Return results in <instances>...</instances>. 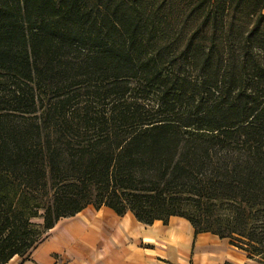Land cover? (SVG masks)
Listing matches in <instances>:
<instances>
[{
	"label": "trees",
	"instance_id": "trees-1",
	"mask_svg": "<svg viewBox=\"0 0 264 264\" xmlns=\"http://www.w3.org/2000/svg\"><path fill=\"white\" fill-rule=\"evenodd\" d=\"M90 206L264 259V0H0V264Z\"/></svg>",
	"mask_w": 264,
	"mask_h": 264
},
{
	"label": "crops",
	"instance_id": "crops-1",
	"mask_svg": "<svg viewBox=\"0 0 264 264\" xmlns=\"http://www.w3.org/2000/svg\"><path fill=\"white\" fill-rule=\"evenodd\" d=\"M226 240L212 233L196 235L181 217L145 225L131 212L119 216L111 208L90 206L60 220L29 254L8 264H215L216 259L247 264L249 258L230 249ZM231 251L243 261L217 256Z\"/></svg>",
	"mask_w": 264,
	"mask_h": 264
},
{
	"label": "rangeland",
	"instance_id": "rangeland-1",
	"mask_svg": "<svg viewBox=\"0 0 264 264\" xmlns=\"http://www.w3.org/2000/svg\"><path fill=\"white\" fill-rule=\"evenodd\" d=\"M197 205L190 203V204H187L186 207H189L188 209L191 210L190 212L193 215H195L198 219H200V216L202 215V212L199 211V207ZM91 207H93V206H91ZM223 214H224L223 211H219L217 209H214L213 212L206 213V215L204 214L201 217V219L205 223V226H209L211 228V230H219L220 228H223V226H224L223 225L224 221L222 220V218L224 216ZM34 222L42 223V219L34 220ZM226 243L230 247V249H233L237 253H242L244 256L248 257V254L246 252H244L243 250H241V249L237 248L236 246L232 245L230 239H227ZM189 245H190V243H189ZM216 254H217V252H216ZM217 256H221V260L224 257H228V258H230L231 260H233L234 262H237V263H241L243 261L242 257H240L238 254H236V253H234L232 251L231 252H227V253H223L222 252L220 254H217ZM219 260L216 259L215 264H219ZM195 262H196V259H195ZM190 264H193V260L191 261ZM247 264H264V259L259 258V257H255V258L249 259Z\"/></svg>",
	"mask_w": 264,
	"mask_h": 264
},
{
	"label": "bare ground",
	"instance_id": "bare-ground-1",
	"mask_svg": "<svg viewBox=\"0 0 264 264\" xmlns=\"http://www.w3.org/2000/svg\"><path fill=\"white\" fill-rule=\"evenodd\" d=\"M217 257V256H216Z\"/></svg>",
	"mask_w": 264,
	"mask_h": 264
}]
</instances>
